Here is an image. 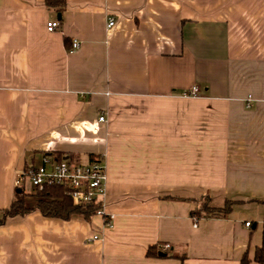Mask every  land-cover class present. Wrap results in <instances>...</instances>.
<instances>
[{"label": "crops", "instance_id": "1", "mask_svg": "<svg viewBox=\"0 0 264 264\" xmlns=\"http://www.w3.org/2000/svg\"><path fill=\"white\" fill-rule=\"evenodd\" d=\"M45 156L102 159L111 224L9 218L0 264H264V0H0V218Z\"/></svg>", "mask_w": 264, "mask_h": 264}, {"label": "built area", "instance_id": "2", "mask_svg": "<svg viewBox=\"0 0 264 264\" xmlns=\"http://www.w3.org/2000/svg\"><path fill=\"white\" fill-rule=\"evenodd\" d=\"M59 22H49L48 30L54 32L59 27ZM108 26H114V21L110 20ZM80 47V42L74 40L72 50H77ZM199 92L198 87H193L192 90L185 96H196ZM104 121V117L100 118ZM56 184H66L70 188L69 196L78 205H93L101 204L97 209L96 215L106 218L107 225L111 224L112 216H107L104 210V199L106 196V170L102 163V159L98 158L93 163L75 164L67 159L58 160L53 157L45 156L43 161L38 166H29L15 181V186L18 190L25 189L26 185H31L33 188H42L44 186H53ZM247 227L250 223L246 224ZM99 237L94 236L92 240H97ZM171 249V245L165 244L159 248V253H166Z\"/></svg>", "mask_w": 264, "mask_h": 264}, {"label": "trees", "instance_id": "3", "mask_svg": "<svg viewBox=\"0 0 264 264\" xmlns=\"http://www.w3.org/2000/svg\"><path fill=\"white\" fill-rule=\"evenodd\" d=\"M52 6L53 2H48ZM97 158L91 159L89 163L95 162ZM62 160V159H61ZM79 164V163H78ZM32 194H26L24 189L18 190L15 193L13 202L10 208L6 209L2 213L0 218V225H4L9 218L25 217L33 211H39L43 216L50 218H57L62 220H69L74 216H81L86 220H90L96 215L97 209L101 204L94 203L93 205H78L69 196L70 188L66 184H56L53 186H44L42 188H33ZM30 196L34 200L32 202L27 201V197ZM212 200L210 197H204L197 201V208L191 213L195 219L199 218H227L232 212L233 206L236 204L233 201H227L223 208H214L211 206ZM156 248L149 250L150 255L156 254ZM264 252V248L258 251L257 260L264 262V258L260 257ZM241 264H248L247 258L242 260Z\"/></svg>", "mask_w": 264, "mask_h": 264}, {"label": "rangeland", "instance_id": "4", "mask_svg": "<svg viewBox=\"0 0 264 264\" xmlns=\"http://www.w3.org/2000/svg\"><path fill=\"white\" fill-rule=\"evenodd\" d=\"M32 189H33V187H32L31 185H27V191H31ZM29 194H32V192L29 193ZM29 194H28V195H29ZM30 200H31V201H30ZM32 200H35V199L31 198L30 196L27 197L28 204H29V202H32ZM29 205H30V204H29Z\"/></svg>", "mask_w": 264, "mask_h": 264}, {"label": "water", "instance_id": "5", "mask_svg": "<svg viewBox=\"0 0 264 264\" xmlns=\"http://www.w3.org/2000/svg\"><path fill=\"white\" fill-rule=\"evenodd\" d=\"M88 206H90V205H88Z\"/></svg>", "mask_w": 264, "mask_h": 264}]
</instances>
